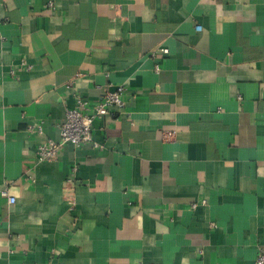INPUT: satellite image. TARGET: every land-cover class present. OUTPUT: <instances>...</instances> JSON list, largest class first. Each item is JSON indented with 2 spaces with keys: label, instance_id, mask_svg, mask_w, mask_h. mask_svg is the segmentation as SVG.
<instances>
[{
  "label": "crops",
  "instance_id": "0c3cea01",
  "mask_svg": "<svg viewBox=\"0 0 264 264\" xmlns=\"http://www.w3.org/2000/svg\"><path fill=\"white\" fill-rule=\"evenodd\" d=\"M119 86L99 147L36 162L75 94L92 107ZM4 188L0 264H253L264 0H0Z\"/></svg>",
  "mask_w": 264,
  "mask_h": 264
},
{
  "label": "built area",
  "instance_id": "2783aa9c",
  "mask_svg": "<svg viewBox=\"0 0 264 264\" xmlns=\"http://www.w3.org/2000/svg\"><path fill=\"white\" fill-rule=\"evenodd\" d=\"M52 4H50L51 6ZM160 53L167 54L168 50H160ZM155 54H152L154 56ZM158 66L155 67V72H158ZM123 86L117 87L113 91L105 90L101 98L92 106L85 101L81 96H74L75 106L71 109H66L63 122L59 125L58 141L46 139L42 141L36 148L35 156L37 163L54 162L66 144L72 145L79 149L82 146L92 143L94 147H99L97 143L92 141V125L96 119L120 114L124 107L121 96L124 93ZM32 129V128H30ZM39 133L40 127L36 128ZM174 132L165 133V138H172ZM75 167L71 169L74 173ZM1 196L8 199L9 204H14L15 199L8 194L6 188L0 191ZM196 205H193L195 207ZM253 264H264V250H259Z\"/></svg>",
  "mask_w": 264,
  "mask_h": 264
}]
</instances>
